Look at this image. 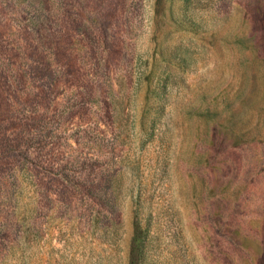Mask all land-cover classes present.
I'll use <instances>...</instances> for the list:
<instances>
[{"label": "rangeland", "instance_id": "obj_1", "mask_svg": "<svg viewBox=\"0 0 264 264\" xmlns=\"http://www.w3.org/2000/svg\"><path fill=\"white\" fill-rule=\"evenodd\" d=\"M0 264H264V0H0Z\"/></svg>", "mask_w": 264, "mask_h": 264}]
</instances>
